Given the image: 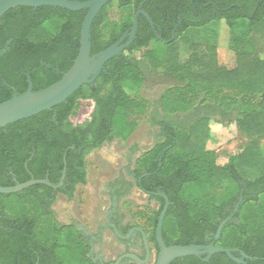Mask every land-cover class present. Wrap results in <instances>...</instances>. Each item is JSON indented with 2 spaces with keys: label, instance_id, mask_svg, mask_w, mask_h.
Listing matches in <instances>:
<instances>
[{
  "label": "trees",
  "instance_id": "trees-1",
  "mask_svg": "<svg viewBox=\"0 0 264 264\" xmlns=\"http://www.w3.org/2000/svg\"><path fill=\"white\" fill-rule=\"evenodd\" d=\"M114 1L133 13L104 33L106 10ZM139 8L151 18L154 31L140 16L133 43L105 64L92 85L49 111L0 129V187L31 179L57 186L65 169L57 189L35 185L0 194V264H92L83 236L58 223L51 207L58 195L71 200L76 188L86 184L89 154L134 134L147 108L128 92L156 85L166 86L151 113L161 140L136 159L130 172L137 188L159 203L148 222L149 243L158 252L155 229L165 205L152 195L158 193L169 202L162 226L165 246L213 245L231 250L235 258L243 254L246 264H264V0H112L90 27L91 56L129 34ZM86 13L18 7L0 19V103L14 92L24 94L27 76L37 92L68 71ZM212 22L229 29L236 67L219 65L210 44H190L192 54L181 64L180 39L190 40ZM141 50H146V69L134 55ZM79 101H91L93 109L89 120L74 124ZM192 107L202 115L188 128L179 126L175 117ZM215 116L220 125L234 123L248 140L223 165L217 163L218 152L206 149ZM244 165L256 174L243 176ZM206 258L185 257L171 264H237L225 254Z\"/></svg>",
  "mask_w": 264,
  "mask_h": 264
},
{
  "label": "rangeland",
  "instance_id": "rangeland-1",
  "mask_svg": "<svg viewBox=\"0 0 264 264\" xmlns=\"http://www.w3.org/2000/svg\"><path fill=\"white\" fill-rule=\"evenodd\" d=\"M132 8H119L114 1L106 10L107 25L104 33L109 27L120 25L132 16ZM117 28V27H116ZM191 29L189 30V32ZM192 32V31H191ZM190 32V33H191ZM194 32V31H193ZM190 44L203 46L210 44L215 46L218 64L233 69L236 67V58L234 52L229 48V29L223 22L209 23L192 34L190 40L182 37L179 43L180 63H185L192 49ZM202 48V47H198ZM146 50L135 53V57L141 65V68H148L145 58ZM159 71H162V69ZM152 84V83H151ZM166 86L156 85L151 89H142L136 94L128 92L130 97L142 98L146 103L147 111L142 116L139 125L134 134L126 141L113 140L103 144L99 149L93 151L86 158L87 182L84 186L76 188L73 199L69 200L63 195H58L51 209L54 212L57 221L61 225H67L73 218V223L86 231H98L103 229L104 219L101 213L109 208L113 212L121 210L124 212L134 211L140 204H148L147 197L140 194L134 186V179L129 174L134 168V162L142 153L160 142V127L152 124V111L160 101ZM93 109L91 101H79L76 106L71 121L74 124H83L90 118ZM194 109V110H193ZM202 114L195 111L192 107L187 113L175 117V121L184 128H188L195 123ZM219 117H212L209 122V137L206 141V149L218 152L217 163L223 165L230 155L238 152V147L248 140L241 135L235 124L220 125L216 123ZM135 146V148H134ZM261 150L264 152V142L260 143ZM134 149V150H133ZM107 151H109L107 153ZM106 153V155H105ZM112 159V160H111ZM244 175L251 178L252 173L256 174L250 165L242 166ZM241 171V170H240ZM117 183V185H116ZM132 183V185H127ZM119 187L126 190L125 195L116 197L114 190ZM153 210L158 209V203L152 200L149 202ZM133 217V216H132ZM140 221L131 218V223ZM94 226V228H93ZM96 229V230H95ZM102 243L96 245L95 249L112 247L108 238V233L102 232ZM97 250L95 253L98 255Z\"/></svg>",
  "mask_w": 264,
  "mask_h": 264
},
{
  "label": "water",
  "instance_id": "water-1",
  "mask_svg": "<svg viewBox=\"0 0 264 264\" xmlns=\"http://www.w3.org/2000/svg\"><path fill=\"white\" fill-rule=\"evenodd\" d=\"M111 1L112 0H88L84 2H74L69 0H0V19L8 11L18 7L32 9L53 7L70 12H78L81 10L87 11L81 25L79 50L71 67L67 72L62 74L57 82L37 92H32L31 80L30 77L27 76V91L22 95H18L14 92L9 100L0 103V129L34 117L42 112L49 111L54 107L65 103L80 87L84 85H92L95 79H97L103 72L105 64L114 57L125 52L133 43L136 37L138 19L140 16L147 20L151 29L154 31L155 27L151 18L139 8L134 15L133 25L130 28L128 36L124 34L117 43L106 50L91 56L90 27L100 11ZM156 37L160 40L159 36ZM172 38L174 39V37ZM125 39L127 40L125 41ZM64 174L65 169L60 184L56 187L52 186L47 179H31L26 183L16 184L13 187H0V194L9 195L19 193L35 185H46L57 189L63 184ZM152 195L161 197L165 201V205L158 217L155 229V239L158 246L155 264H171L177 259L185 257H201L205 255L207 256V261L214 254H225L237 264H246L245 259L247 258L243 254L241 255V258H235L232 256L231 250L220 249L213 245L165 246L162 240V226L169 202L163 194L155 193ZM222 225L219 227V231ZM147 252L149 254L150 251L147 250ZM126 257L142 263L139 258L134 255H127ZM122 258L123 257H121L115 264H119Z\"/></svg>",
  "mask_w": 264,
  "mask_h": 264
},
{
  "label": "flooded vegetation",
  "instance_id": "flooded-vegetation-1",
  "mask_svg": "<svg viewBox=\"0 0 264 264\" xmlns=\"http://www.w3.org/2000/svg\"><path fill=\"white\" fill-rule=\"evenodd\" d=\"M126 35L128 36V33H126ZM126 40L127 39H125V41ZM59 184L60 181L58 185ZM60 187H62V185ZM114 191L115 192H113V195L118 197L119 195H116V190ZM146 197L148 204H140V206L136 207L134 211L131 210L129 213L121 210L113 212L111 208L108 210L106 209L104 213H101L100 215H104L103 229H100L101 227H99L98 231L95 229L96 232L89 231L88 233V231L79 228L73 223V218L71 219L70 223L66 225L74 227L76 231H78L83 236L89 247L87 257L92 262V264H115L121 257L123 258L119 264H155L158 252L148 241V231L150 230L148 227V222L151 216V211H153V208L149 202L154 199H151L149 195ZM154 201L157 202L156 200ZM53 215L56 219L54 212ZM132 216L142 224L139 222H137L138 225L133 222L131 223V218H133ZM102 232L108 233V238L112 243V247L108 246L103 249H100L99 247V249H95L96 245L101 244L103 241L101 240ZM97 250H99L98 255L95 253ZM147 250L150 251L149 254ZM127 255H134L138 257L142 263L126 257Z\"/></svg>",
  "mask_w": 264,
  "mask_h": 264
},
{
  "label": "crops",
  "instance_id": "crops-1",
  "mask_svg": "<svg viewBox=\"0 0 264 264\" xmlns=\"http://www.w3.org/2000/svg\"><path fill=\"white\" fill-rule=\"evenodd\" d=\"M134 148H135V146H134ZM151 148H152V147H151ZM151 148H149V149H151ZM149 149H148V150H149ZM133 150H134V149H133ZM108 152H109V151H107V153H108ZM145 152H146V151H145ZM142 154H143V153H142ZM142 154H141V155H142ZM105 155H106V153H105ZM141 155H140V156H141ZM140 156H139V157H140ZM139 157H138V158H139ZM136 159H137V158H136ZM111 160H112V159H111ZM135 161H136V160H135ZM134 164H135V162H134ZM132 170H133V169H132ZM132 170H131V171H132ZM131 171H130V172H131ZM129 174L131 175V173H129ZM131 176H132V175H131ZM132 178H133V176H132ZM133 179H134V178H133ZM127 185H132V183H127ZM134 186L136 187L137 191H138L140 194H143L144 196H147V195H145L141 190H139V189L137 188V186H136V184H135V179H134ZM114 192H115V191H114ZM125 193H126V190H125L124 188L119 187V189L116 190V195H119L120 197L123 196V195H125ZM126 194H127V193H126Z\"/></svg>",
  "mask_w": 264,
  "mask_h": 264
}]
</instances>
